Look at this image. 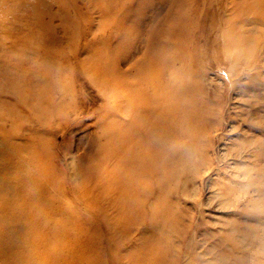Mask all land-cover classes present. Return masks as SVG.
Returning a JSON list of instances; mask_svg holds the SVG:
<instances>
[{
    "label": "rangeland",
    "instance_id": "obj_1",
    "mask_svg": "<svg viewBox=\"0 0 264 264\" xmlns=\"http://www.w3.org/2000/svg\"><path fill=\"white\" fill-rule=\"evenodd\" d=\"M47 9L49 15L41 19L34 18L33 10L26 9L31 16L16 21L20 32L16 31L13 20L0 21V144L2 136L10 134L17 142L26 143L25 152H31L28 141L33 140L34 130H28L33 117L21 110V102L16 97L19 75L27 74L31 66H20L16 59L19 45L15 36L37 35L44 38L40 51L47 48L63 56L68 53L77 56L71 68H65L64 76H75L77 96L67 102L77 103L78 110L69 111V122L56 116L49 123L53 129H41L36 135V127L33 133L35 142H46L51 157L57 155L55 177L69 180L78 188L74 194L63 197L70 198L77 206L70 207L74 213L62 210L51 214L55 220L70 216L64 224L61 222L62 227L55 229L52 224H41L32 230L25 222L26 214L15 213L18 196L0 186V209L8 201L9 215L15 220L17 214L24 221L21 226H0L1 264H49L48 249L55 252L67 249L71 258L83 249L82 263L91 259L92 264H168L173 252L167 250L160 258V244H166L162 247L165 252L169 245L171 248L170 243L187 242L191 237L193 242L202 244L198 251L212 246L217 238H208V234L221 229L219 220L243 206V201L236 198H230L228 205L221 209L217 200L209 206L205 204L215 191L217 169L206 173L196 194L185 197L181 213L171 209L176 211V217L160 212L157 195L149 198L121 195L118 186L113 192L108 185L97 183L106 167L107 152L119 144L123 131L129 129L133 133L141 129L134 120L142 116L144 108L134 106L136 101L132 99L147 95L143 81L148 75L150 60H158L162 67L170 65L174 55L192 54L193 69L197 72L194 79L203 87L202 92L198 89L201 95L216 106L221 97L217 95L218 89L222 88L228 99L222 103L226 107V123L232 115L241 127H248L244 102L256 92L245 87L264 82V70L257 74L252 66L236 60L233 50L238 49L236 45L222 40L233 38L235 30L230 26L231 20L249 21L250 31L241 36L243 40L263 38L264 0H67L61 5L50 3ZM63 9L67 15L60 13ZM12 21L14 28L11 23L8 25ZM3 23L8 25L7 29ZM34 57L37 59L38 55ZM58 63L55 61L54 65ZM99 65L109 82L104 78L96 80V75L92 79L87 77L89 68L98 69ZM242 67L245 72L237 74L236 68ZM154 84L150 83L153 87ZM235 104L237 107L233 108ZM102 182L109 183V180ZM25 188L19 196L27 197L31 189ZM171 219L177 223H164ZM68 221L74 226H70L71 230L66 228ZM183 221L185 227L180 225ZM181 228L186 229V236ZM73 233L79 236L78 240L73 238ZM203 257L211 258L207 254ZM211 262L218 261L212 257Z\"/></svg>",
    "mask_w": 264,
    "mask_h": 264
},
{
    "label": "bare ground",
    "instance_id": "obj_2",
    "mask_svg": "<svg viewBox=\"0 0 264 264\" xmlns=\"http://www.w3.org/2000/svg\"><path fill=\"white\" fill-rule=\"evenodd\" d=\"M66 2L67 0H0V17L3 18L0 21L13 20L17 31L16 21L25 20L30 15L26 9L33 10L32 16L41 19V16L49 15L47 8L50 3L61 5ZM60 13L67 15L64 9ZM13 21L8 23H11L12 28ZM248 22L229 21L235 33L233 38L223 39L222 42L227 44V41H231L238 49L241 48L240 51L233 49L235 59L252 66L258 74L264 70V37L243 40L241 36L250 31ZM8 25H5L6 29ZM6 38L9 36L6 35ZM16 39L19 45L16 59L20 66H31L27 69V74L21 72L19 75L16 97L22 103L21 110L33 117L28 130L35 132L37 127L38 135L41 129H53L49 123L56 116L68 121L69 111L78 110L77 103L67 102V99L77 96L75 76H64L65 68H71L70 65L77 56H71V53L63 56L55 51L52 53L47 48L40 51L44 38L37 35H16L15 41ZM20 40L23 42L19 43ZM73 51L76 52L77 49ZM35 55H38L37 59ZM55 61L59 62L58 65H54ZM193 62L192 54L186 57L174 55L171 66L161 67L160 62L155 59L149 61L148 75L143 81L147 95L132 99L136 101L134 106L144 108L142 116L134 120L141 129L133 133L129 129L123 131L119 144L107 152L106 167L97 184L108 185L113 192L118 189L121 195H141L145 198L157 195L160 197V212L176 217V211L171 209L175 208L181 213L185 197L196 194L206 173L215 168L218 170V177L213 183L215 191L205 204L209 206L217 200L218 208L221 209L228 205L230 198H236L243 201L242 208L226 219L219 220L221 229L208 234V238H217L212 246L205 247L202 252L198 251L203 247L202 244L193 242L194 239L190 237L187 242L170 243L171 248L169 245L165 252L162 247L166 244H160V258L170 250L173 255L168 264H264V82L260 81L259 86L256 83L246 84L245 88L256 93L245 98L248 127L243 128L232 115L229 117L230 122L226 123V107L222 103L228 99L222 88L218 89L217 95L221 97L216 106L201 95L198 89L202 92L203 87L194 79L197 72L193 69ZM89 69L91 72L87 73V77L92 79L96 75V80L104 78V81L109 82L102 66ZM244 69L236 68L235 72L242 75ZM132 103L130 101V105ZM236 107L237 104L233 106ZM33 133L32 143L28 141L31 152H25L26 143L17 142L13 135L2 136L0 186L11 189L18 196L15 213L26 214L25 222L32 230L41 224H52L57 229L70 216L55 220L51 214L56 211L64 212L62 210L74 213L70 207L77 204H73L70 198L63 197L74 194L78 188L69 180L55 177L57 155L51 157L46 142L41 140L36 143ZM106 178L109 183L103 184L102 181ZM25 187L31 189L27 197L19 196L18 193L26 190ZM166 190H170V193L167 194ZM8 204V201L3 202L0 226H21L23 218L16 214L14 220L9 215L11 210L8 208L11 206ZM142 204L146 206L145 201ZM185 215L184 210V218ZM174 220L164 223H177ZM71 223H66L69 230L74 227ZM190 224L192 226V222ZM180 225L185 227V222ZM181 231L187 235L185 228H181ZM78 237L73 233L74 239L78 240ZM48 250L50 253L46 259L51 260L49 264H92L89 262L91 259L82 263L83 249L74 258L70 257L67 249L60 252ZM206 254L216 258L218 262L212 263L211 258H204ZM1 260L0 250V264Z\"/></svg>",
    "mask_w": 264,
    "mask_h": 264
}]
</instances>
